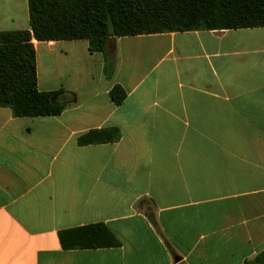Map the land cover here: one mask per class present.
Here are the masks:
<instances>
[{
  "label": "crops",
  "instance_id": "obj_1",
  "mask_svg": "<svg viewBox=\"0 0 264 264\" xmlns=\"http://www.w3.org/2000/svg\"><path fill=\"white\" fill-rule=\"evenodd\" d=\"M28 29L27 0H0V32ZM33 44L39 91L69 104L0 108V264H244L264 251V27L110 38L104 54ZM106 128L120 139L77 144ZM93 224L119 246L61 248L59 232Z\"/></svg>",
  "mask_w": 264,
  "mask_h": 264
},
{
  "label": "trees",
  "instance_id": "obj_2",
  "mask_svg": "<svg viewBox=\"0 0 264 264\" xmlns=\"http://www.w3.org/2000/svg\"><path fill=\"white\" fill-rule=\"evenodd\" d=\"M29 29L0 32V108L13 117L60 115L69 103H58L64 90L43 92L37 86L33 41L88 42L90 53L104 54L110 38L139 35L226 31L264 27V0H27ZM113 67L105 64L107 79ZM111 102L118 106L125 91L114 85ZM117 128L94 129L77 139L79 146L115 143ZM63 250H95L119 246L103 225L58 233ZM244 264H264V251Z\"/></svg>",
  "mask_w": 264,
  "mask_h": 264
}]
</instances>
